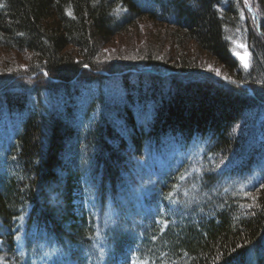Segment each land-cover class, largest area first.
<instances>
[{"label": "trees", "instance_id": "16d2710c", "mask_svg": "<svg viewBox=\"0 0 264 264\" xmlns=\"http://www.w3.org/2000/svg\"><path fill=\"white\" fill-rule=\"evenodd\" d=\"M0 50V264H264V0H0Z\"/></svg>", "mask_w": 264, "mask_h": 264}, {"label": "rangeland", "instance_id": "374dc122", "mask_svg": "<svg viewBox=\"0 0 264 264\" xmlns=\"http://www.w3.org/2000/svg\"><path fill=\"white\" fill-rule=\"evenodd\" d=\"M164 30L165 28H160L159 26H148L143 25V27L141 28V30H138L137 32L145 35V37L147 36L148 40H159V38L164 35ZM144 31V32H143ZM153 35V37H151V39L149 38V34ZM136 34H134L135 36ZM141 35V36H142ZM129 37V36H128ZM127 37V38H128ZM136 37V36H135ZM138 38V37H137ZM140 38V37H139ZM137 42V41H136ZM155 42V41H153ZM129 41L126 39V37H121L118 38L117 40H115L113 43H111L106 49H103V53H105V55L111 56V55H116V54H120V53H124L126 54L127 52L130 53V49H129ZM241 44H245L244 43V37L243 35L239 36V42L236 48L237 52H240L241 54H245V51H247V49L245 50L244 48L239 47V45ZM2 50H0V56H2ZM3 57H0V59L2 60ZM6 60H9L11 63L13 64H26L25 62H23V58L19 57L16 58L15 56L12 55H8V58ZM209 62V61H208ZM213 62L208 63V66L211 65L213 68L216 69L215 65L212 64ZM88 91H91L92 93L95 92V89H90ZM7 122V123H6ZM3 122L0 121L1 123V129L2 128H6V127H11L12 123H9L8 121ZM5 130H2L0 132V173L4 172V170H6V160L3 154V148H4V142H6L8 136L10 135H6L5 134ZM174 158L171 157L170 155H167L164 159L157 161V162H152L148 164V169L147 171H149L151 174H153L154 176V180L149 181L148 184H152L156 182V178L161 174L163 176V173H167L170 171L172 162H173ZM154 185V184H153ZM151 185V186H153ZM122 203L124 204V206L129 207L130 202L128 201V199H122ZM77 210L79 212H81L82 210L88 208L87 210H94L95 209V201L93 198H89L88 196H86L85 194H81L79 195V197L76 199L75 201ZM135 208L134 209H130L129 208V212L127 217L135 215V212L138 211V214L140 215V221H141V225H145L147 224L145 222L146 219L149 220V213L148 210L145 209L144 207L138 206V203L134 204ZM97 208V207H96ZM100 216L103 215V217L105 218V220L107 221V223H110L112 225H114L115 222L118 221L119 218V213L115 214L113 213V210L110 208H107L106 210L102 211L101 213H99ZM104 242L103 238L99 235L96 236V245L102 244ZM98 250V247H96ZM85 252V251H84ZM99 252H101V250H99ZM90 253H83L82 255V259L80 258V261L74 264H104V260L103 258H93L92 256H89ZM87 255V257H86ZM26 258H29V264H54L55 262V258H63V256H58L54 253L48 252L45 249L43 250V247L35 245V243H31L29 248L26 251ZM87 258V259H86Z\"/></svg>", "mask_w": 264, "mask_h": 264}, {"label": "snow or ice", "instance_id": "6c2138e0", "mask_svg": "<svg viewBox=\"0 0 264 264\" xmlns=\"http://www.w3.org/2000/svg\"><path fill=\"white\" fill-rule=\"evenodd\" d=\"M239 47L244 48L245 50L247 49V45L241 44ZM234 56L240 61L241 65L243 68L247 69L249 68V58H250V53L245 51V54H241L240 52H235L233 53ZM85 68L88 67L87 64L84 65ZM202 73L204 74H213V78H221V72L219 69L213 68L211 65H209L206 69L201 70ZM222 79L227 81V77H223ZM261 188H264V184H261ZM253 199H256V197H253ZM164 226L167 227V221L164 222Z\"/></svg>", "mask_w": 264, "mask_h": 264}]
</instances>
